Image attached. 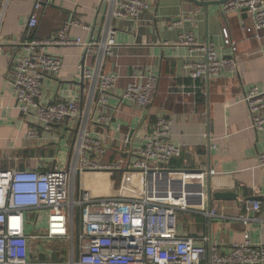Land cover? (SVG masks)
I'll use <instances>...</instances> for the list:
<instances>
[{"label": "built area", "instance_id": "1", "mask_svg": "<svg viewBox=\"0 0 264 264\" xmlns=\"http://www.w3.org/2000/svg\"><path fill=\"white\" fill-rule=\"evenodd\" d=\"M99 4L95 20L98 22L94 25L71 16L50 38L23 37L17 42L25 46L12 79L17 108L47 130L67 121L73 138L69 161L61 169H0V264H264V243L246 239L222 250L220 243L208 235L180 233L183 212L209 218L220 214L207 204V177L216 174V170H180L170 166L173 158L182 155V147L169 139L172 117L160 116L154 131L141 137V146L132 148L130 157H119L108 164L102 161L109 148L104 133L96 128L105 129L112 118L100 109L108 105L109 94L120 77L105 71L116 45L117 24L125 19L140 21L152 2L99 0ZM104 4L105 12L101 10ZM33 5L29 28L38 25V12L43 6L41 0H35ZM221 10L224 14L245 10L251 24L243 25L244 31L262 38L264 0H228ZM198 13L199 10L183 13L168 26L183 29L188 22L196 26ZM74 26L96 31V36L90 40L71 36ZM222 33L229 48L227 53L213 42L199 41L193 31L179 34L176 45H186L190 55L204 56L185 65L194 81L215 79L223 71L237 72V41L227 28ZM72 45L83 46L85 54L94 57L90 67L79 66L84 82L82 98L70 94L44 100L46 77L59 73L64 66L63 58L49 53L47 47ZM159 81L160 77L151 72L134 77L123 91L122 103L148 108L155 101ZM195 89L182 92L196 94ZM245 102L251 124L258 132H264V89L251 86ZM26 137L38 143L48 141L35 128ZM128 141L126 137L124 143ZM258 160L264 166V153L259 154ZM111 170L139 172L142 178L134 185L123 176V193L112 197L102 198L81 187L84 173ZM245 207L248 212H264L261 200H246ZM45 215L47 226L38 229ZM238 218L245 223L251 220L245 215Z\"/></svg>", "mask_w": 264, "mask_h": 264}, {"label": "crops", "instance_id": "2", "mask_svg": "<svg viewBox=\"0 0 264 264\" xmlns=\"http://www.w3.org/2000/svg\"><path fill=\"white\" fill-rule=\"evenodd\" d=\"M149 1L152 7L142 14L140 21L125 19L117 24L116 45L105 71L120 77L109 94L108 105L100 109L102 113H110L112 118L105 129L96 128L104 133L109 148L102 161L108 164L119 157H130L131 149L141 146V137L154 131L160 116L172 117L169 139L182 147V155L173 158L170 166L180 170H216V174L207 177V197L209 190L238 194L237 199L207 198V204L220 214L218 217L183 212L180 233L208 235L220 243L222 250H229L233 244L246 239L255 244L264 243V212H248L245 207L246 200L261 196L264 208V166L258 160L259 154L264 153V132H258L251 124L245 102L251 86L264 89V30L260 32L261 39L253 32L246 33L243 25L251 24L247 12L224 14L222 0ZM41 2L38 25L29 28L27 22L35 0H0V169L65 167L72 150L73 133L67 121L47 130L37 119L26 117L17 108L12 79L15 63L25 54V46L17 42L23 37L50 38L71 16L94 25L98 22L95 20L100 4L99 0ZM101 10L105 12L107 6L104 4ZM196 10H199L196 26L188 22L183 29L169 28L171 20ZM224 28L238 44L237 72L223 71L215 79L194 81L185 65L202 60L204 56L200 53L190 55L186 45H176L179 34L193 31L199 41L213 42L221 52L227 53ZM70 35L90 40L91 36H96V31L74 26ZM260 49L263 52L260 53ZM47 51L60 55L64 66L59 73L46 77L44 100L70 94L82 98L79 66L90 67L94 57L86 55L85 48L80 45L47 47ZM150 72L160 77L154 103L145 109L122 103L128 82ZM194 89L196 94L182 92ZM31 128L40 130L48 139L47 143L29 140L26 135ZM133 129L135 132L127 145L124 141ZM63 140L66 147H61ZM123 176L134 185L142 178L139 172L93 171L82 175L81 187L102 198L117 196L123 193ZM93 178L99 183L88 182ZM241 215L251 220L245 223L238 218Z\"/></svg>", "mask_w": 264, "mask_h": 264}, {"label": "water", "instance_id": "3", "mask_svg": "<svg viewBox=\"0 0 264 264\" xmlns=\"http://www.w3.org/2000/svg\"><path fill=\"white\" fill-rule=\"evenodd\" d=\"M226 1H228V0H222L223 3H225ZM195 2H197L199 4H202V5L206 4L205 1H195ZM78 83L81 85L82 88L84 87L83 80L81 82H78ZM134 132H135L134 129L130 132L129 141H128L127 145L130 144V140H131ZM208 197L210 199H212V198H215V199H237L238 198V194L233 192V191H219V192L212 193L211 190H209ZM254 199L260 200V199H262V197L261 196H254V197L250 198V200H254Z\"/></svg>", "mask_w": 264, "mask_h": 264}, {"label": "rangeland", "instance_id": "4", "mask_svg": "<svg viewBox=\"0 0 264 264\" xmlns=\"http://www.w3.org/2000/svg\"><path fill=\"white\" fill-rule=\"evenodd\" d=\"M61 147H66V145H65V140H63L62 141V145H61ZM59 169H61L62 167L61 166H59L58 167ZM86 174V173H85ZM115 176V178L118 176L117 174H115L114 175ZM84 177V176H83ZM119 177H117L116 179H118ZM88 182H90V183H92V184H98L99 182H97V179H89L88 180ZM46 217H47V215H45V217H44V219H45V221H43V222H41V224H39V226H38V229L40 228H42V229H45L46 228V226H47V219H46ZM180 223H181V221H182V217H180ZM33 228V226H31L30 227V229H32ZM61 246H63V244H60Z\"/></svg>", "mask_w": 264, "mask_h": 264}]
</instances>
